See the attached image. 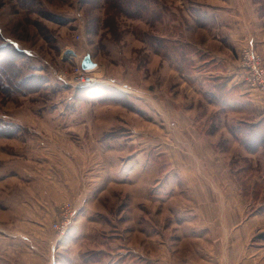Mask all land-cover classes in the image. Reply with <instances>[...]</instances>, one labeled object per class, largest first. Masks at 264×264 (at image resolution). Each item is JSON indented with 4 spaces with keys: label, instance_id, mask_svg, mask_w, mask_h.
<instances>
[{
    "label": "rangeland",
    "instance_id": "374dc122",
    "mask_svg": "<svg viewBox=\"0 0 264 264\" xmlns=\"http://www.w3.org/2000/svg\"><path fill=\"white\" fill-rule=\"evenodd\" d=\"M249 44L264 60V0H0V264H50L54 245L55 264L95 262L106 244L101 264H155L145 235L212 187L264 224V91L239 66ZM85 52L102 66L80 87L69 72ZM64 204L76 214L60 234ZM30 213L47 228L21 225ZM15 234L37 235L33 253Z\"/></svg>",
    "mask_w": 264,
    "mask_h": 264
},
{
    "label": "crops",
    "instance_id": "0c3cea01",
    "mask_svg": "<svg viewBox=\"0 0 264 264\" xmlns=\"http://www.w3.org/2000/svg\"><path fill=\"white\" fill-rule=\"evenodd\" d=\"M235 35L238 36V34ZM66 48L65 46V49ZM73 50L75 51L74 48ZM75 53H77V51ZM86 53L91 55L90 52H85V54ZM77 55L78 53L71 58L76 59ZM91 57L95 60L92 55ZM95 62L98 63V68L102 66L97 60H95ZM225 173H227V171ZM210 177L211 179L222 178L214 175H210ZM202 192L206 197V203H204L206 205H198L194 211L186 209L188 214L179 210L178 219H173L174 221L171 226H168V224H166L167 226L161 225L157 220L159 230L156 231L155 236L145 235L144 239L147 241L148 238L154 239L155 241V255H152L151 258L154 263L261 264L259 257L255 255L256 252H253V248H264V243L255 241L258 245L249 244L252 233L256 230H262L264 227V224L260 222L262 217L261 214H250L246 216L244 200L239 198L240 196L237 191L212 187L208 191L203 190ZM52 195L51 190L50 196ZM229 196L232 198H229ZM35 202L34 200L33 203ZM17 212L18 211L15 210V216ZM195 212L198 213V220H190V217H193ZM33 213H30V219L21 225L25 226L27 229L47 228L48 220L43 219L42 215L35 214L36 216L34 217V215H32ZM79 220H77L78 223L76 222V226L82 224V221ZM84 237L83 231L81 235L74 237L76 238V245H78L76 247V255L78 254L77 258L80 253L84 254L85 250L87 251L88 247L83 244ZM64 238H66L64 241L67 240V237ZM20 239L23 241H20ZM36 239H38L37 235L29 237L17 236L15 234V249H17V251L27 250L29 252L27 255H30L35 248L33 245L35 242L33 240ZM52 239L53 238L48 237L47 241L41 243L47 244L48 241L51 243ZM140 244L145 246L143 243ZM105 246L106 248L102 246L103 250H105L103 259L89 263L84 262L82 259H76V264H101L107 258L108 261L113 251L107 244ZM252 246L254 247L252 248ZM66 248H68V246ZM55 249L56 245H54L50 251V255L52 256H50L52 259L50 264H55Z\"/></svg>",
    "mask_w": 264,
    "mask_h": 264
},
{
    "label": "built area",
    "instance_id": "2783aa9c",
    "mask_svg": "<svg viewBox=\"0 0 264 264\" xmlns=\"http://www.w3.org/2000/svg\"><path fill=\"white\" fill-rule=\"evenodd\" d=\"M239 65L249 86L264 91V60L252 44L241 49ZM94 68H82L80 64L76 63L69 72V78L75 85L80 87L94 85L99 82ZM75 214L76 210L71 205H61L58 217L52 222V227L63 234L69 228Z\"/></svg>",
    "mask_w": 264,
    "mask_h": 264
},
{
    "label": "water",
    "instance_id": "95a60500",
    "mask_svg": "<svg viewBox=\"0 0 264 264\" xmlns=\"http://www.w3.org/2000/svg\"><path fill=\"white\" fill-rule=\"evenodd\" d=\"M64 53L68 54V55H70V54L71 55H76L75 51L73 49H71V48H66L64 50ZM80 65H81L82 68H93V67L96 66V62L91 59V56H90L89 53H86L82 57V59L80 61Z\"/></svg>",
    "mask_w": 264,
    "mask_h": 264
},
{
    "label": "trees",
    "instance_id": "16d2710c",
    "mask_svg": "<svg viewBox=\"0 0 264 264\" xmlns=\"http://www.w3.org/2000/svg\"><path fill=\"white\" fill-rule=\"evenodd\" d=\"M125 5H126L127 8H129V9H131L132 6H133V4H131L130 1H126V2H125ZM142 9H144V6L142 7ZM131 10H132V9H131ZM131 10H130V11H131ZM136 10H141V8H139V5L137 6V9H136ZM15 50H16V48H15ZM16 51H17V50H16ZM216 87H219V85L216 86ZM218 90H219V94L222 95V96L224 95L225 98H226V96H227L228 93H225L221 87H219ZM226 99H227V98H226ZM257 133L259 134L258 137H260V132L257 131ZM258 144H260V143H257V145H258ZM257 237L264 241V232L259 233V234L257 235Z\"/></svg>",
    "mask_w": 264,
    "mask_h": 264
},
{
    "label": "bare ground",
    "instance_id": "6f19581e",
    "mask_svg": "<svg viewBox=\"0 0 264 264\" xmlns=\"http://www.w3.org/2000/svg\"><path fill=\"white\" fill-rule=\"evenodd\" d=\"M80 61H81V60H80ZM93 61H94V60H93ZM96 67L98 68V65H97V64H96V66H95V68H94V71L97 69Z\"/></svg>",
    "mask_w": 264,
    "mask_h": 264
}]
</instances>
